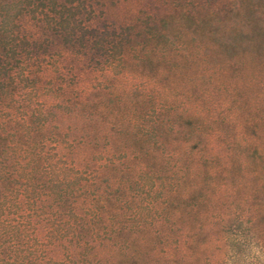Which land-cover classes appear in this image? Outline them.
Returning a JSON list of instances; mask_svg holds the SVG:
<instances>
[{"label":"rangeland","instance_id":"obj_1","mask_svg":"<svg viewBox=\"0 0 264 264\" xmlns=\"http://www.w3.org/2000/svg\"><path fill=\"white\" fill-rule=\"evenodd\" d=\"M191 1L0 0V119L16 126L42 111L48 138L64 145L83 124L71 113L75 101L89 99L97 112L108 106L107 133H97L103 157L123 149L110 146L113 123L163 122L169 158L158 175L178 181L158 182L182 198L192 179L202 185L209 219L241 223L235 263L264 264V0H203L211 31L183 29L159 43V17ZM186 118L188 139L179 126ZM181 207L167 214L171 234L186 242L177 255L190 246L189 207ZM215 243L200 264H223ZM209 254L214 260L205 262ZM156 264H190V256Z\"/></svg>","mask_w":264,"mask_h":264},{"label":"trees","instance_id":"obj_2","mask_svg":"<svg viewBox=\"0 0 264 264\" xmlns=\"http://www.w3.org/2000/svg\"><path fill=\"white\" fill-rule=\"evenodd\" d=\"M190 5L175 6L159 17L163 39L159 43L166 44L183 29L200 35L212 30L214 14L205 9L203 0H192ZM74 103L79 106L71 113L83 124L78 137L64 145L48 138L42 111L16 126L10 119H0V264H156L161 257L175 262L185 256H190V264H200L214 242L225 252L223 264L238 260L233 248L241 244L235 232L241 223L209 219L204 187L193 179L182 198L177 187L162 182L178 181L173 174L166 179L158 175L164 158L165 162L169 158L164 157L166 141L159 132L163 122L137 129L134 124L113 123L118 136L107 144H121L123 149L98 156L97 133H107L104 123L111 108L97 112L88 106L89 99ZM190 125V118L179 124L189 128L187 139ZM50 147L68 150L50 154ZM182 205L189 207L185 213L190 214V246L178 256L176 250L185 239L171 234L167 214L169 209L183 211ZM212 260L214 254H209L205 262Z\"/></svg>","mask_w":264,"mask_h":264}]
</instances>
